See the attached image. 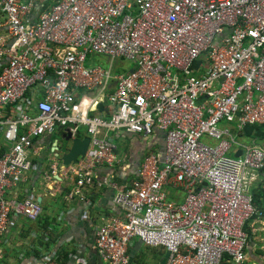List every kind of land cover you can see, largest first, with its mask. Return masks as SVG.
<instances>
[{
    "label": "built area",
    "instance_id": "1",
    "mask_svg": "<svg viewBox=\"0 0 264 264\" xmlns=\"http://www.w3.org/2000/svg\"><path fill=\"white\" fill-rule=\"evenodd\" d=\"M94 54L133 67L85 66ZM248 126L264 127V0H0V244L17 217L42 213L8 195L28 150L69 128L90 139L62 169L72 194L109 189L118 209L94 228L102 264H133V239L163 249L165 264H243L244 227L264 218L250 193L258 180L264 194V144L237 141ZM108 133L163 149H144L135 177L117 183L123 156ZM232 146L241 154L228 157ZM76 249L67 264H87ZM30 264L60 261L44 251Z\"/></svg>",
    "mask_w": 264,
    "mask_h": 264
},
{
    "label": "crops",
    "instance_id": "2",
    "mask_svg": "<svg viewBox=\"0 0 264 264\" xmlns=\"http://www.w3.org/2000/svg\"><path fill=\"white\" fill-rule=\"evenodd\" d=\"M63 134L65 131L58 129L53 134L43 135L33 142L27 152L31 168L25 178L8 191L9 196L17 198L32 197L36 201L39 198L42 214L37 222H29L20 216L16 218V222L10 226L0 244V264H30L32 254L36 251L38 254L44 251L54 252L58 260L62 262L65 257L62 256L64 253H57L59 247L60 251H65L67 263L71 253L77 250V245L85 248L84 256L87 264H102L90 244L94 236V228L101 223L102 218L118 216V209L112 203L113 191L87 186L83 189L81 198L72 194L73 178L70 175L64 177L62 171L64 167L60 162L57 163L55 156L57 153L60 154L61 150L64 151L66 146ZM108 137L123 156V163L119 169L123 171V174L122 178L117 177V183L121 179H132L135 177L140 158L144 155V149L151 150V145L146 144L140 137L135 138L125 134L115 137L113 133H108ZM131 139L135 143L133 142L132 147L128 146L127 150L123 144ZM237 141L240 144L263 145L264 127H245L239 132ZM154 142L157 145L155 149H163L160 138L156 137L153 139ZM9 149L10 146L8 148L0 133V156L7 153ZM238 151L240 149L235 147L231 152L232 156L238 154ZM54 164L57 165L56 168L53 167ZM257 181L250 187L251 195L259 191ZM263 202L264 194L262 193L253 203L261 209ZM42 226L46 227L50 235L43 231L45 227ZM244 229L248 235V242L243 264H264V218L251 220ZM129 249L133 256L139 253L144 254L142 257L144 264H165L166 253L163 249L151 248L143 251V244L137 239L131 241Z\"/></svg>",
    "mask_w": 264,
    "mask_h": 264
},
{
    "label": "water",
    "instance_id": "3",
    "mask_svg": "<svg viewBox=\"0 0 264 264\" xmlns=\"http://www.w3.org/2000/svg\"><path fill=\"white\" fill-rule=\"evenodd\" d=\"M102 108L101 104L97 105L99 111H101ZM64 131L65 134H63L62 137L64 142H66V146L64 151L61 150L60 154L57 153L55 156L57 157V163L60 162L61 166L67 167L77 163L79 159H82L85 156L90 139L86 135L72 139L70 129L66 128ZM238 154H241V151H238ZM39 200L40 199L38 198L37 201L39 202Z\"/></svg>",
    "mask_w": 264,
    "mask_h": 264
},
{
    "label": "rangeland",
    "instance_id": "4",
    "mask_svg": "<svg viewBox=\"0 0 264 264\" xmlns=\"http://www.w3.org/2000/svg\"><path fill=\"white\" fill-rule=\"evenodd\" d=\"M84 65L85 66L101 65L102 67H109L110 66L114 72H120L121 70L127 71L129 69H132V67H133L132 61L123 59V60H114V61L110 62V60L108 58H106L102 55H96V54L88 56L86 58V62L84 63ZM222 125L226 126L227 124L222 123ZM219 127H220V125H219ZM131 140H127V142H125L123 144L125 149H127L128 146H131L133 144L134 141L133 140L131 141ZM203 141H208V139L206 137H204ZM141 143H143V142H141ZM232 148H235V146H232ZM227 156L232 157V153L228 152ZM145 250H147V249H143V251H145Z\"/></svg>",
    "mask_w": 264,
    "mask_h": 264
},
{
    "label": "trees",
    "instance_id": "5",
    "mask_svg": "<svg viewBox=\"0 0 264 264\" xmlns=\"http://www.w3.org/2000/svg\"><path fill=\"white\" fill-rule=\"evenodd\" d=\"M83 134H81L80 132L77 134V137H81ZM135 138H137L136 136H134ZM135 143V142H134ZM156 144H155V142L153 143H151V149H155L156 147H157V145L155 146ZM133 145H131V147H132ZM262 191H261V189H260V186H259V191H256L254 194L255 195H252V197H253V202H255V199H256V197H259V196H261L262 195ZM261 210H262V207H261ZM42 227H45V226H42ZM43 231L44 232H46V233H48V235H50L49 234V232L46 230V227L45 228H43ZM47 235V236H48ZM51 239H52V237H51ZM52 240H54V239H52ZM54 243H55V241H54ZM40 245V244H39ZM60 246V245H59ZM58 246V247H59ZM144 247V249H151L150 247H145V246H143ZM153 249V248H152ZM57 253H64L62 256L63 257H65V258H67V256H66V254H65V251L64 252H62V251H60V247L59 248H57ZM128 253H129V255H130V257H131V260H132V263L133 264H144L143 263V261H142V257H144V254H142V253H139L138 255H135V256H133V255H131V251H130V249H128ZM144 253V252H143ZM165 253V252H164ZM38 253H37V251L36 252H34L32 255H37ZM64 258V260L62 261V262H60V264H67L66 263V259ZM225 263V264H227L226 263V256H224L223 257V259H222V261H221V263ZM220 263V264H221Z\"/></svg>",
    "mask_w": 264,
    "mask_h": 264
},
{
    "label": "clouds",
    "instance_id": "6",
    "mask_svg": "<svg viewBox=\"0 0 264 264\" xmlns=\"http://www.w3.org/2000/svg\"><path fill=\"white\" fill-rule=\"evenodd\" d=\"M37 202H38V201H37ZM38 203H39V202H38ZM41 214H42V213H41ZM40 216H41V215H40ZM39 218H40V217H39ZM39 218H38V219H39ZM38 219H37V221H38ZM37 221H35V222H37Z\"/></svg>",
    "mask_w": 264,
    "mask_h": 264
}]
</instances>
